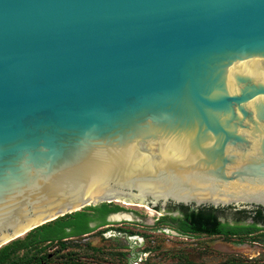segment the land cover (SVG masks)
Instances as JSON below:
<instances>
[{
  "label": "water",
  "instance_id": "obj_1",
  "mask_svg": "<svg viewBox=\"0 0 264 264\" xmlns=\"http://www.w3.org/2000/svg\"><path fill=\"white\" fill-rule=\"evenodd\" d=\"M114 202L264 209V0H0V249Z\"/></svg>",
  "mask_w": 264,
  "mask_h": 264
},
{
  "label": "flooded vegetation",
  "instance_id": "obj_2",
  "mask_svg": "<svg viewBox=\"0 0 264 264\" xmlns=\"http://www.w3.org/2000/svg\"><path fill=\"white\" fill-rule=\"evenodd\" d=\"M157 210L161 211L159 208ZM162 211L164 212L162 218L157 219L154 223L159 228L157 230L167 236L178 237L192 247L187 252L175 254L177 261L171 264H264V260L257 261L253 260L254 258H251L250 261L238 257H228L217 262L208 260L212 256L210 254L212 249L209 243L205 241L206 239L218 238L241 246L248 244L264 246L263 208L229 206L193 209L182 205H169ZM121 212L126 213L124 210L117 213ZM114 214L117 215L112 213L106 217L104 225L97 226L98 222H94L90 226L96 227V229L107 226L108 228L103 231H114L118 233V236L125 238L127 244L119 256L126 261V264H148V258H143L153 253L151 251L153 247L147 241L148 236L143 234L145 237L143 240L138 237V233L124 228L123 223L118 224L117 227L110 224L109 222L113 221L110 218L115 216ZM110 225H113V227H110ZM233 229H236V232H233ZM136 255H138L137 259L134 260Z\"/></svg>",
  "mask_w": 264,
  "mask_h": 264
},
{
  "label": "rangeland",
  "instance_id": "obj_3",
  "mask_svg": "<svg viewBox=\"0 0 264 264\" xmlns=\"http://www.w3.org/2000/svg\"><path fill=\"white\" fill-rule=\"evenodd\" d=\"M111 206L122 208L126 213L121 212L119 214H127L130 219L125 221L121 219L117 222L118 220L111 217L110 220L113 221H110V224L117 227L118 224L123 223L124 228L138 233L140 239L145 238L143 234L148 236L147 241L153 247L151 248L153 253L143 257L144 259L148 258V264H171L177 261L175 254L187 252L192 248L186 241L178 237L167 236L157 230L159 228L154 223L157 219L162 218L164 214L162 210L158 211L143 205H124L123 202H114L111 203ZM113 225H110V227H113ZM106 228L108 227H100L89 235L65 240L63 245L58 242L41 244L36 250L32 251L31 256L41 258L42 264H66L65 259L62 258L63 254L79 252V255L84 257L83 260H92L96 264H126V261L119 256L126 247L125 238L118 236V233L114 231H103ZM116 236L118 238H115ZM205 241L209 243L212 249V252H210L212 256L208 258L211 261L217 262L228 257H238L249 261L251 258L257 261L264 260V246L261 245L248 244L241 246L218 238L206 239ZM22 254V252L19 253V255Z\"/></svg>",
  "mask_w": 264,
  "mask_h": 264
},
{
  "label": "trees",
  "instance_id": "obj_4",
  "mask_svg": "<svg viewBox=\"0 0 264 264\" xmlns=\"http://www.w3.org/2000/svg\"><path fill=\"white\" fill-rule=\"evenodd\" d=\"M123 211L119 206L101 204L96 207H88L82 211L59 218L29 232L24 239H19L0 249V264H42L41 258L31 256L33 250L41 244L58 242L63 245L64 241L83 237L92 233L96 227L90 225L98 222L104 225L105 219L112 213ZM236 229H233V232ZM23 253L19 255V253ZM66 264H96L92 260H83L79 252L63 254Z\"/></svg>",
  "mask_w": 264,
  "mask_h": 264
},
{
  "label": "bare ground",
  "instance_id": "obj_5",
  "mask_svg": "<svg viewBox=\"0 0 264 264\" xmlns=\"http://www.w3.org/2000/svg\"><path fill=\"white\" fill-rule=\"evenodd\" d=\"M123 204L124 205H131L132 203L123 202ZM132 205H134V204H132ZM137 206H141V205L139 204ZM113 218L115 220H118V221L121 220V219H124V220H129L130 219L129 215H127V214H119V213L117 215L113 216Z\"/></svg>",
  "mask_w": 264,
  "mask_h": 264
}]
</instances>
